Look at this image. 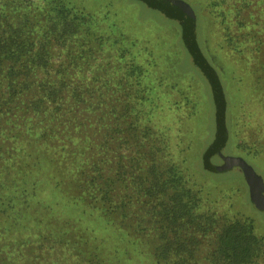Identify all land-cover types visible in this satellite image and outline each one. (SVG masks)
Instances as JSON below:
<instances>
[{
	"label": "trees",
	"instance_id": "16d2710c",
	"mask_svg": "<svg viewBox=\"0 0 264 264\" xmlns=\"http://www.w3.org/2000/svg\"><path fill=\"white\" fill-rule=\"evenodd\" d=\"M200 2L245 65L238 85L246 73L264 112V0ZM116 15L75 0H0V264H142L143 244L151 264L264 260L251 218L209 199L215 183L203 157L215 134L195 166L181 120L169 133L159 112L167 61L157 69L149 51H132L126 18ZM222 90L221 152L235 140L247 162L264 155V122L240 138L244 120L232 124ZM185 108L187 116L197 110ZM191 130L198 143L202 134Z\"/></svg>",
	"mask_w": 264,
	"mask_h": 264
},
{
	"label": "rangeland",
	"instance_id": "374dc122",
	"mask_svg": "<svg viewBox=\"0 0 264 264\" xmlns=\"http://www.w3.org/2000/svg\"><path fill=\"white\" fill-rule=\"evenodd\" d=\"M75 1L79 7L87 12L109 14L111 16L110 20L114 22L116 19L113 16L115 15V9H117L122 15L120 17L116 15V17L126 18L127 24L124 22V26L128 29L129 37L136 41L132 51L136 52L140 49L143 58L145 54H143L142 49L149 51L151 56L155 57L158 62L157 69L163 68V58L167 61L166 68L169 74L166 80L168 83L163 80V85L166 86H160L156 91V93H159L163 89L159 112L161 117L164 118V124L168 127L169 133H174L178 124L175 119L179 117V120H181L180 126L186 131L183 135L185 142L192 139L190 156H193L192 160H194L195 166L197 164L201 167V154L211 143L215 134L214 105L209 85L202 78L201 73L194 72L190 65V63H193L182 39L181 25L168 20L154 10L146 8L137 0ZM181 1L187 3L194 10L198 46L218 73L222 85L226 87L227 93L232 98V103H227V107L231 104V110L228 114L232 117V124L238 126V122L241 119L244 120L245 124L240 127L242 132L239 135L242 138L246 134L243 130L253 128L256 124L264 122V112H262L260 103L257 101L259 98L250 92L251 81L245 78L248 77L246 73L243 79L241 78V85H238L237 75L244 73L246 70L245 65L235 60L236 56L232 51L222 44V27L219 17L211 15L209 10L201 5L200 0H191L195 2L194 4L185 0ZM118 26L120 27V24ZM172 33L177 37V42H169L173 36ZM186 102L196 104L197 110L194 115L187 116ZM248 104L250 107H248ZM177 107L180 109H177ZM244 112L249 116V119L243 116ZM194 122H196V125H194ZM192 128L202 134L198 143L191 137ZM236 139L238 140V136H236ZM232 143L236 144L235 140ZM234 144L226 147L223 154L245 159L241 156L240 151L234 147ZM211 162L220 164L221 160L213 157ZM248 163L254 170L260 172V176L264 180V155H257L253 159H248ZM206 176L207 181L215 183L214 187L211 188L210 186L209 199L214 202L213 204H215L217 210L224 211L223 208L230 205L229 215L241 214L251 218L256 232L263 237L264 212L256 209L250 202L248 189L241 173L237 169H232L224 173L206 172ZM99 232L97 230L98 234ZM146 247V244L137 247L138 250L143 252L140 262L151 264L153 259L151 253L145 251ZM116 259L113 257L112 261ZM257 264H264V260L258 261Z\"/></svg>",
	"mask_w": 264,
	"mask_h": 264
},
{
	"label": "water",
	"instance_id": "95a60500",
	"mask_svg": "<svg viewBox=\"0 0 264 264\" xmlns=\"http://www.w3.org/2000/svg\"><path fill=\"white\" fill-rule=\"evenodd\" d=\"M165 17L174 19L181 25L182 39L191 56L192 62L203 73L211 89L214 103L215 139L206 149L203 164L211 171L224 173L237 169L247 186L248 197L252 205L264 212V180L243 158L225 155L221 152L227 139L225 126V98L218 75L214 72L204 54L200 50L196 40V16L194 10L181 0H144ZM216 152L220 158V164L210 162V155Z\"/></svg>",
	"mask_w": 264,
	"mask_h": 264
}]
</instances>
